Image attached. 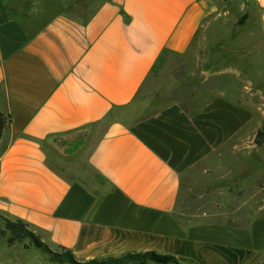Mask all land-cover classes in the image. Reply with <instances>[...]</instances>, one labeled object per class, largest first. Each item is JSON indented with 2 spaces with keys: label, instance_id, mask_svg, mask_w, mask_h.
Listing matches in <instances>:
<instances>
[{
  "label": "crops",
  "instance_id": "crops-1",
  "mask_svg": "<svg viewBox=\"0 0 264 264\" xmlns=\"http://www.w3.org/2000/svg\"><path fill=\"white\" fill-rule=\"evenodd\" d=\"M13 1L0 0V215L79 261L155 252L246 264L264 251V216L194 223L184 198L190 172L212 164L201 174L217 177L251 110L224 94L194 108L192 97L146 114L129 106L164 54L185 55L204 36L216 0H105L82 24L37 28ZM232 1L246 24L258 21L242 34L264 48V0ZM226 162L230 196L239 180Z\"/></svg>",
  "mask_w": 264,
  "mask_h": 264
},
{
  "label": "rangeland",
  "instance_id": "rangeland-1",
  "mask_svg": "<svg viewBox=\"0 0 264 264\" xmlns=\"http://www.w3.org/2000/svg\"><path fill=\"white\" fill-rule=\"evenodd\" d=\"M103 1L105 0L13 2L16 10L21 12L22 20L29 27L37 28L55 17L82 24ZM216 1L219 3V16L213 17L206 24L204 36L195 39L185 55L164 54L129 106L143 109L146 114L176 98L186 101L192 97L193 103L188 107L194 108L211 96L224 94L251 110L249 126L242 133L246 136H238L236 147L223 152L225 162L218 165L220 170L217 177L201 174L203 169L217 166L212 164H205L197 170V174L190 172L186 181L188 195L184 197L189 220L194 223L245 225L251 216H264V48L253 45L256 44L257 36L242 34L245 27H257V20L246 24L245 17L239 22L245 15L232 0ZM248 63L254 66L245 67ZM223 71L226 74L220 73ZM78 143L79 141L69 143V149L73 150ZM228 159L232 161L231 171L236 173L239 180L235 192L230 196L225 186L232 176L226 172L229 168L226 166ZM229 182L233 183L235 180L232 178ZM196 183L202 185L199 191L193 189ZM236 193L241 195L235 197ZM233 198L235 200L232 202ZM2 218L5 217L0 215V264H67L49 260L51 253L60 254L63 250L47 243L38 234L34 233L35 238L43 243L46 252L36 248L29 240L13 242L3 228ZM116 257L118 256L107 258ZM144 264L155 263L146 261ZM246 264H264V251L252 253Z\"/></svg>",
  "mask_w": 264,
  "mask_h": 264
},
{
  "label": "trees",
  "instance_id": "trees-1",
  "mask_svg": "<svg viewBox=\"0 0 264 264\" xmlns=\"http://www.w3.org/2000/svg\"><path fill=\"white\" fill-rule=\"evenodd\" d=\"M245 16L240 19L242 22ZM5 126V119L0 114V136ZM2 224L4 230L9 233L13 242L21 243L25 240H29L34 244L36 248L46 252L43 249V243L35 238L34 233L29 229V225L20 219L10 220L2 218ZM63 253H51L48 256L52 262H65L67 264H144L146 261H151L155 264H180L179 261L171 255H163L155 252H144V253H125L116 258H107L102 260H89L87 262L75 261L71 252L67 249H62Z\"/></svg>",
  "mask_w": 264,
  "mask_h": 264
}]
</instances>
